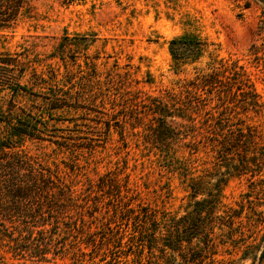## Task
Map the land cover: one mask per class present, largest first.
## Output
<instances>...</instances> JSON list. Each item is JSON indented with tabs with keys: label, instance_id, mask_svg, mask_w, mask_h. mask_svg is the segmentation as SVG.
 I'll use <instances>...</instances> for the list:
<instances>
[{
	"label": "rangeland",
	"instance_id": "1",
	"mask_svg": "<svg viewBox=\"0 0 264 264\" xmlns=\"http://www.w3.org/2000/svg\"><path fill=\"white\" fill-rule=\"evenodd\" d=\"M247 2L249 7L245 6ZM183 38L200 40L204 49L199 56L175 63L171 42ZM10 59H18L14 62L18 66L9 64ZM229 59L245 67L264 103L262 2L30 0L17 21L0 31V140L7 134L2 121L9 114L33 120L27 116L30 114L44 124L40 125L45 127L44 140L17 137L15 141L20 142L21 149L30 156L50 166L82 198L101 201L100 212L96 214L99 220L86 217L89 226L86 234L106 227L103 222L114 214L110 200L119 191L125 195L126 185L133 195L140 194V202L160 211L159 219L165 214H168L166 219L185 217L195 212L196 203L205 198L193 197L189 188L192 179L198 181L204 175L218 177L215 176L217 161L212 155L199 153L192 158L195 161L188 172H184L182 163L190 158L187 149L153 148L145 142L148 138L142 133L143 129H133L118 121L116 118L121 117V113L113 117L111 105L104 109L99 100L97 106L91 104L93 100L84 104L90 110L78 108L76 104L53 109L47 100L51 95L49 88L55 84L62 91L73 88V94H80L89 83L86 63H92L98 77L90 88L110 92L112 99L121 103L124 92L160 96L163 91L177 89L194 78L197 71ZM21 68L26 71L23 78H20ZM54 70L60 74L56 82L51 72ZM35 72L40 77L34 76ZM12 76L26 91L15 93L12 90L13 80L8 78ZM239 117L256 128L261 167L256 168L255 174L235 173L227 184L221 185V209L212 219L203 208L207 230L210 228L208 234L214 243L210 252L214 255L195 264H264V258L261 259L264 254V157L261 155L264 153V113L241 111ZM121 133L126 137L122 138ZM101 178L108 184L109 179H115L112 192L109 186L102 187ZM217 179L211 180L215 184ZM229 215H235L232 229L227 226ZM218 216H222V220ZM123 223L122 230L126 231L123 240L116 233L102 232L94 237L96 247L86 248L83 244L85 255L76 259L49 256V260L44 261L14 256L0 244V264L181 262L179 254L178 262H167L158 251L153 255L147 247H140L137 239L129 238L133 224L127 228Z\"/></svg>",
	"mask_w": 264,
	"mask_h": 264
},
{
	"label": "trees",
	"instance_id": "2",
	"mask_svg": "<svg viewBox=\"0 0 264 264\" xmlns=\"http://www.w3.org/2000/svg\"><path fill=\"white\" fill-rule=\"evenodd\" d=\"M256 1L264 4V0ZM29 2L0 0V31L17 21ZM245 6L249 7L250 3L247 2ZM203 49L204 43L198 39L183 38L171 42L175 63L199 56ZM15 60L10 59L9 64L17 67L18 64L14 62L19 60ZM86 65L88 75L92 77L88 78L86 90L73 94V88L62 91L55 84L51 85V95L47 98L50 107H74L72 104H76L78 108L90 110L84 104L92 100L94 106L99 100L104 109L106 105H111L112 116L121 113V117L116 118L118 121L131 125L133 129H143L142 133L148 138L145 142L153 148L168 151L179 147L187 149L190 158L183 163L180 161L184 172H188V167L195 161L192 158L199 153L212 155L217 161L215 176L218 177L214 178H218V182H212V175L200 176L198 181L192 179L189 188L193 197L205 198L196 203L198 209L195 212L182 218L168 219V214L159 219L160 211L140 202V194L133 195L126 185L125 195L119 191L110 200L114 214L103 222L106 227L86 234L89 227L86 217L99 220L96 214L100 212L101 201L82 198L50 166L22 150L15 138L44 140L45 127H41L44 124L37 122L30 114L27 116L36 124L33 120H24L20 115L9 114L2 121L6 124L7 134L0 140V244L14 256H29L44 261H48L49 256H53V259L59 256L62 259L68 256L76 259L85 255L83 244L86 248L96 247L95 238L102 232H111L108 235L116 233L123 240L126 231L122 230V225L125 222L127 228L133 224L130 240L137 239L138 245L143 249L147 247L153 255L158 251L167 262H178L177 254L181 262L176 264H195L214 255L210 252L214 243L208 234L210 228L207 230L209 226L206 214L203 216V208L212 219L221 209V185L227 184L235 173L255 174L256 168L261 167L257 156L256 128L239 117L241 111L264 113V103L245 67L239 61L221 60L218 65L197 71L194 78L177 89H167L160 96L127 91L123 93L124 99L120 103L112 99L110 92L90 88L98 73L94 64ZM21 69L23 74L20 78H23L26 71ZM51 72L56 82L60 74L56 70ZM33 75L40 77L37 72ZM8 78L13 80L12 90L15 93L26 91L20 82L14 80V76ZM41 80L45 79L41 77ZM121 137L125 138V133H121ZM261 155L264 157V153ZM100 180L102 187L106 185L111 190L116 186L115 179H109V184L105 178ZM135 200L139 202L135 204ZM90 201L97 203L90 204ZM234 217L229 215L227 220V226L231 229L235 224ZM218 219L222 220V216H218Z\"/></svg>",
	"mask_w": 264,
	"mask_h": 264
}]
</instances>
